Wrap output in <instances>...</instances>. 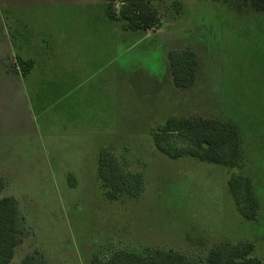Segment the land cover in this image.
I'll list each match as a JSON object with an SVG mask.
<instances>
[{
    "label": "rangeland",
    "instance_id": "obj_1",
    "mask_svg": "<svg viewBox=\"0 0 264 264\" xmlns=\"http://www.w3.org/2000/svg\"><path fill=\"white\" fill-rule=\"evenodd\" d=\"M152 4L161 24L133 32L108 17L107 0H0V197L18 199L31 227L11 264L35 251L50 264H92L101 252L156 248L207 264L228 242H253L264 258V12L237 0ZM187 48L198 72L181 89L169 56ZM18 55L35 61L26 77ZM170 117L233 121L241 164L167 157L153 134ZM105 148L143 173L141 195L107 198ZM232 173L254 184L255 221L234 203Z\"/></svg>",
    "mask_w": 264,
    "mask_h": 264
},
{
    "label": "trees",
    "instance_id": "obj_2",
    "mask_svg": "<svg viewBox=\"0 0 264 264\" xmlns=\"http://www.w3.org/2000/svg\"><path fill=\"white\" fill-rule=\"evenodd\" d=\"M219 2V0H216ZM264 12V0H237ZM119 5L120 7L116 8ZM107 15L117 22H124L125 31L146 32L161 24L158 9L152 0H107ZM17 66L26 77L35 67L34 59L16 56ZM170 70L176 87L187 89L195 81L198 60L195 52L187 48L182 52H171ZM156 148L172 159L185 156L235 169L243 159L242 132L233 121L183 117L168 118L153 134ZM98 174L111 201L125 195L136 198L144 191L145 176L141 172L125 170L119 158L109 149L99 154ZM6 180L0 178V195L6 188ZM228 188L234 203L243 218L255 221L260 212V202L250 177L232 173ZM21 202L12 196L0 197V264H11L16 251L30 234ZM253 242L224 243L212 248L207 255V264H264V258L253 255ZM103 254V252H101ZM95 254L92 264H191L188 254L161 248L147 249L139 253L116 249L107 256ZM39 252L28 253L17 264H50Z\"/></svg>",
    "mask_w": 264,
    "mask_h": 264
}]
</instances>
